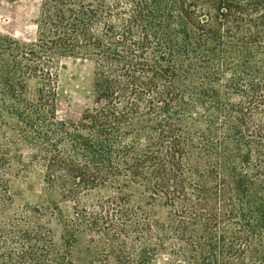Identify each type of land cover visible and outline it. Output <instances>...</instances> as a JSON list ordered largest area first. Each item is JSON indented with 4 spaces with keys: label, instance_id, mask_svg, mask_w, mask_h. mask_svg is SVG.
I'll use <instances>...</instances> for the list:
<instances>
[{
    "label": "trees",
    "instance_id": "16d2710c",
    "mask_svg": "<svg viewBox=\"0 0 264 264\" xmlns=\"http://www.w3.org/2000/svg\"><path fill=\"white\" fill-rule=\"evenodd\" d=\"M64 59L93 66L76 121ZM11 133L39 143L40 204L12 209ZM160 256L264 264V0H41L33 42L0 34V264Z\"/></svg>",
    "mask_w": 264,
    "mask_h": 264
},
{
    "label": "rangeland",
    "instance_id": "374dc122",
    "mask_svg": "<svg viewBox=\"0 0 264 264\" xmlns=\"http://www.w3.org/2000/svg\"><path fill=\"white\" fill-rule=\"evenodd\" d=\"M41 0H0V34L15 40L31 43L35 38L36 20ZM58 97L56 117L60 120L76 121L86 109L95 104L93 92V66L88 61L64 59L61 61L56 77ZM37 82L26 84L25 97L35 101ZM13 156V174L9 185L13 197L12 209L24 205L40 204L48 195L39 170L22 171L36 153L38 141L31 136L7 135ZM64 211H69L70 203H63ZM150 264H168L165 257H157Z\"/></svg>",
    "mask_w": 264,
    "mask_h": 264
}]
</instances>
